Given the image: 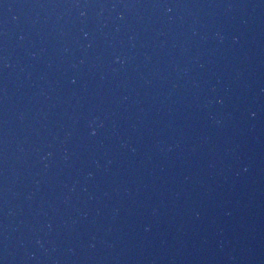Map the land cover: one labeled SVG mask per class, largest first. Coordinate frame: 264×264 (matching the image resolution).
<instances>
[{
	"label": "water",
	"instance_id": "95a60500",
	"mask_svg": "<svg viewBox=\"0 0 264 264\" xmlns=\"http://www.w3.org/2000/svg\"><path fill=\"white\" fill-rule=\"evenodd\" d=\"M0 264H264V0H0Z\"/></svg>",
	"mask_w": 264,
	"mask_h": 264
}]
</instances>
